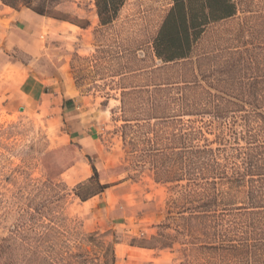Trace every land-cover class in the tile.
<instances>
[{"label":"trees","instance_id":"trees-1","mask_svg":"<svg viewBox=\"0 0 264 264\" xmlns=\"http://www.w3.org/2000/svg\"><path fill=\"white\" fill-rule=\"evenodd\" d=\"M0 1L91 26L57 12L48 0ZM127 2L94 0L98 28L112 27ZM167 11L151 42L161 63L151 74L168 81L139 91L145 118L125 120L122 131L136 170L172 185L173 196L158 235L136 246L178 245L180 264H264V0H172ZM76 148L44 156L56 155L62 167L56 174L48 170L52 179L72 167ZM124 167L112 172L122 174ZM101 174L94 168L89 184L97 189L77 193L80 200L109 188ZM0 264H8L3 246Z\"/></svg>","mask_w":264,"mask_h":264},{"label":"rangeland","instance_id":"rangeland-1","mask_svg":"<svg viewBox=\"0 0 264 264\" xmlns=\"http://www.w3.org/2000/svg\"><path fill=\"white\" fill-rule=\"evenodd\" d=\"M261 0H255L259 3ZM57 12L72 21L97 20L94 0H48ZM172 0H128L112 27L74 33L54 40L41 64L53 69L69 61L72 81L90 99L93 109L104 114L102 142L107 151L120 153L123 176L130 181L123 200L114 204L110 222L100 229L87 222L77 193L97 189L89 181L81 191L64 184L61 175L49 171L62 167L57 156L44 161L59 145L63 129L57 128L38 107L18 109V101L5 98L10 80L0 72V246L8 264H180L178 245L168 250L139 251L128 260L116 258L118 243L132 247L149 245L166 220L172 185L157 183L152 171L136 170L124 147L125 120L144 119L139 91L164 84L167 76L152 75L161 66L154 57L152 39ZM0 1V16L5 10ZM22 8H19L20 10ZM17 57V55H15ZM5 60V59H4ZM3 59L0 65L4 64ZM170 71L177 69L170 66ZM127 94L124 96V94ZM188 119V118H186ZM64 154V153H63ZM62 154V156H63ZM71 153L66 154L70 157ZM79 157L78 149L75 150ZM120 165V166H121ZM119 172V170L117 171ZM111 169L102 172L103 185L116 186L120 178ZM113 198L114 195H109ZM243 201V196L237 198ZM114 201H116L114 199ZM134 245V246H133Z\"/></svg>","mask_w":264,"mask_h":264},{"label":"crops","instance_id":"crops-1","mask_svg":"<svg viewBox=\"0 0 264 264\" xmlns=\"http://www.w3.org/2000/svg\"><path fill=\"white\" fill-rule=\"evenodd\" d=\"M2 5L5 10L0 16V60L6 61L0 65V72L2 78L10 80L5 98L11 102L17 100L18 109L22 111L29 106L38 107L56 123L57 128L63 129L58 142L60 146H78L76 149L80 156L60 176L63 183L69 188H77L94 176V168L106 172L119 167L120 153L107 151L103 146L101 120L104 114L93 109L90 99L83 96L72 81L69 61L55 69L49 64H41L45 52L48 53L54 46V40H66L71 35L68 30L74 33L93 31L95 26L98 27V18L94 25L81 29L69 22L36 14L29 8L16 10ZM124 175H118L121 182L116 186L86 201L80 200L87 222L92 221L95 228L108 224V215L114 204L123 200L130 182ZM115 250L117 259L128 260L135 252H151L153 249L118 243Z\"/></svg>","mask_w":264,"mask_h":264}]
</instances>
